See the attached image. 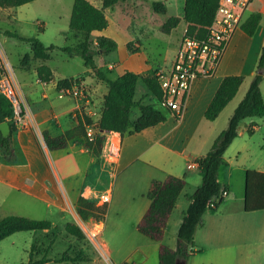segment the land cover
<instances>
[{"label": "rangeland", "instance_id": "obj_1", "mask_svg": "<svg viewBox=\"0 0 264 264\" xmlns=\"http://www.w3.org/2000/svg\"><path fill=\"white\" fill-rule=\"evenodd\" d=\"M74 1L35 0L18 7L0 8V49L4 55L3 60L13 66L16 76L20 79L26 77V79L32 78L34 80L40 60H32L30 70L23 69L22 60L25 55L31 53V45L25 40L7 34V31L18 32L27 37H37L45 45L49 46L53 44L75 46L77 42L76 36L80 37L81 32L70 28ZM92 1L97 6L103 5L102 0ZM141 5L144 7L139 12L142 19L145 20L148 18V8L153 7V3L151 0H142ZM157 13L164 22L168 20L170 13L163 11ZM185 24V20L180 22L172 34L164 32L162 26L158 25V23L154 24L155 30L149 34L144 32L145 29L143 27L137 26L135 30L132 29L131 33L141 38L142 51L135 53V55L124 62V65L135 72H142V65H147L150 70L143 71L145 73H150L153 68L162 66L164 64L163 54L165 48L174 41L176 35H181ZM61 28H65L68 31L60 34L59 29ZM263 35L264 16L255 33L254 40V35L251 36L253 44L250 46L251 55L247 69L254 66L255 62H257L258 66L260 55L257 52L259 51ZM94 47L95 49L98 48L97 46ZM50 53L51 58L47 61V64L55 68L56 78L63 74H82L88 83L95 81L97 76L91 67L88 66L89 70L87 69L81 55L77 54L72 58L69 53L60 48L52 49ZM115 57V52L95 55L97 64L106 72V67ZM1 73L2 69H0V76ZM112 74L113 77L117 76V73ZM252 79L251 75L245 77L242 84L244 89L250 86ZM261 90L264 95V80L261 84ZM244 91L240 89L236 99L230 105L228 104V108L220 113L219 118L217 117L218 120L215 125L218 130H222L221 121L223 118L226 125L228 117L230 119L234 112L235 103L239 100V97L243 99L246 95L247 90ZM57 95L54 94L55 97ZM59 99L69 102L73 101L71 97H59ZM136 99L145 103H154L157 108L166 114L167 120L153 126L154 131L159 133L171 122H175L173 119L176 120V118L171 116L168 108L166 107V109L148 90L142 78L139 79ZM232 109L233 112L231 113ZM137 114L138 110L135 109L133 117ZM252 119L256 122L255 124L258 125V128L253 129L251 132ZM205 121L207 122L191 138L189 150L196 151L200 147L201 141L206 140V123H210L208 122L210 120L207 119ZM243 128L245 130L242 133ZM239 131L240 133L225 152L224 163L219 169V178L222 184H225L227 180H233L235 190L241 194L245 184L243 169L252 168L264 171V115L243 119L239 124ZM39 141L46 159L54 168V171L53 169L52 171L55 173L57 172L56 169L59 170V176L57 174L56 176L47 174L48 181L44 180L45 182L41 183L42 189L39 188V185L30 187L22 185L18 181L13 183L19 184L24 190L28 189L39 194H43L42 190H48L49 194L43 195L48 202L36 200L25 191L0 183V216L21 215L35 219H46L52 221L53 226L51 230L15 232L1 240L0 264H28L29 251L34 244L39 249L35 258L47 255L52 259L46 264H159L160 244L176 245L178 227L174 224L175 220L184 210L183 208H186L188 195L194 192L196 188L190 184V179L188 185L180 194V206L175 211L174 218L171 220L169 230L165 233L163 240H154L141 233L137 227L144 215L147 204L150 203V198L148 197L151 185L149 177L155 176V178L162 180L166 171L179 172L176 166H173L171 162L168 163L170 159H168L167 154L160 156L156 160V165L149 163L146 154L138 159H132L133 163L127 165L128 160L132 156L141 152L142 137L126 133L121 163L115 168L100 170L99 173L96 167H102L97 165L94 170L92 169L93 171L91 170L93 175L90 173L89 179H86L88 167L90 169L91 157L89 154L77 152L74 146L61 150H50L45 141L42 142V139H39ZM179 144L181 152L185 153L187 145L185 143ZM110 152V148L107 147L106 155ZM111 155L114 156L111 157V161H114L117 154L111 152ZM128 155H131V157ZM173 156H171V159L178 158L177 155ZM5 162L16 173V169H24L27 164L21 152L18 153L16 159H5ZM200 173L202 174L201 170ZM92 181H95L96 185L100 184L98 188L88 184L93 183ZM107 188H111L110 192L105 191ZM90 191L98 192L100 195L102 192L104 194L107 193L109 195L108 201L102 203L101 199L97 200L95 196H89L88 193H92ZM83 195L95 205L106 207L105 212L96 208H88V218L83 219L79 212L81 196ZM69 222L78 224L83 229L85 237L81 239L70 234L65 228ZM102 222L103 225L100 228L99 225ZM91 231H94V235H97L92 237ZM65 253L72 256L81 255L83 260L63 262L56 260Z\"/></svg>", "mask_w": 264, "mask_h": 264}, {"label": "crops", "instance_id": "obj_2", "mask_svg": "<svg viewBox=\"0 0 264 264\" xmlns=\"http://www.w3.org/2000/svg\"><path fill=\"white\" fill-rule=\"evenodd\" d=\"M90 1L95 4V2H93L92 0ZM151 1L153 3V7L151 6V8H148V18H146L145 20L142 19L139 12L144 7L143 5H141L142 0H119V2L114 5V7L105 9L106 16L109 19V25L103 30L93 31L90 37L94 40L95 43L97 42V39L102 36L111 38L117 42V48L112 51L116 53V57L106 67V73L108 77L115 79L118 76L122 75L126 70H129L127 68L128 66L124 65V62L135 55V53H132L129 50V43L134 44L132 46L133 49H139V51L136 53H140L142 51L141 38L139 36L136 37L133 33H131L132 29L135 30L137 26L141 28L143 27L145 29L144 32L149 34L155 30V23H158V25L163 27L165 22L158 15V11L154 9L155 2L159 1L163 3V12L170 13L168 15L169 18L173 15H176L181 18L180 22L185 20V0ZM255 11L261 12L264 16V0H252L247 11L245 12V17L249 13ZM175 29H177V27L173 28L168 34H172ZM186 29L187 22L181 35H176L174 41L168 44V46L165 48L163 54L164 64L162 66H158L153 69L151 68L152 72L145 73L143 71H148L150 70V68L147 65H142V72L137 71L136 73L140 74L142 78V76L144 75L153 74L161 70L171 69L174 65L176 54L180 42L185 35ZM67 31L68 30L65 28L59 29L60 34H62L63 32L66 33ZM76 37L77 42L75 43V45L83 41L86 38V34L81 32L80 37ZM254 37L255 34L253 36V40ZM253 40L251 36H249L242 30L241 27H239L235 31L232 38L227 42L225 51L215 71L211 75L200 76L192 81L190 95L186 101L185 109L181 116L179 118H176L174 113L169 111L170 115L176 118V120L173 119L175 122H171L170 125L166 126L159 133L158 131H154L153 127L147 128L137 134L129 133L132 136L140 135L142 137V150L140 153H137L132 157V154L130 153L131 155L128 156H130L131 158L128 160L127 165L133 163L132 159H138L145 154L148 157L149 163L156 165V160H158L160 156H164L167 154L168 159H170L168 163L171 162L173 166H176V169L179 172L174 173L171 171H166L164 174L165 176L164 178H162V180L165 179L168 175L185 177L186 185H188L190 179V184L196 187V190L203 180V173H200L201 169L199 168L196 159L199 156L207 153L211 149L214 139L222 130H224L228 126L229 117L227 119L226 125L225 119H222V130H218L215 125L219 117L215 120L208 121L210 123H206V140L201 141V145L196 151L189 150L190 148L188 147L190 144V140L201 128V126H203V124L207 122L205 121L207 120V118L205 117L206 109L209 106L216 91L218 90L222 79L226 75L231 74H241L245 77L247 75H251L252 78L256 74L257 62H255L254 66H251L249 69H247L248 60L251 55L250 46L251 44H253ZM263 45L264 35L260 42V48L257 52L258 55L261 54ZM56 46L62 47L59 45ZM49 54L50 56L47 59L35 58L31 45V53L29 54L31 57L30 62L27 64H22V67L25 70H30V64L32 60H40L39 66L36 68V73L34 75L35 79H26V77L20 79L17 76L21 91L24 95L26 104L29 109V114H27L22 120H14L15 122L17 121L15 134L13 136V149L15 156L12 157L11 160L16 159L18 153L21 152L26 160V167L24 169H16L17 173L14 172L10 168V166L6 165V158L3 157L1 150L2 148L0 146V171H3L0 173V183L15 187L16 189H19L21 191H25L28 195L34 197L39 201H47L43 195L49 194L48 190H42L43 194H39L29 191L28 189L24 190L23 187H21L19 184H14L13 182L18 181L20 184L30 187H36L37 185H39V188H41V183H43L44 180L48 181L47 174H52L53 176H56L57 174V176H59V170L56 169L57 172H53L54 168L46 159L42 145L39 141V139H42V142L44 141L43 133L45 131L48 132L52 137H57L64 134L67 130L72 129L78 125V113L85 112L95 120L94 124L87 125V133L89 126H91L93 128V131L95 132V135L97 133H100L106 136L105 145L100 154H94L90 149L86 148L83 143L79 142L76 139L71 140L69 142V145L67 146H74L77 152L82 154L87 153L90 155V169L88 167L86 179H89V176L91 175L90 173H92L93 175V172H91V170H94L97 165L102 167H96L97 172L99 173L100 170L115 168L121 163L125 136H122L120 132L101 131L96 128V122L101 116L102 108L104 105V97L109 91V85L107 84V82L102 81L98 77H96L95 81H93L92 83H88L87 79L82 74H63L62 76L56 78L55 68L47 64V61L51 58L50 51ZM97 54L102 55V53ZM69 55L74 58L73 56L77 54L71 55L69 53ZM0 56L2 58V62H4V55L1 49ZM83 62L89 70L88 66L85 64L84 59ZM42 65H47L51 68L53 74L50 81H43L40 78L38 68ZM112 73H117V76L113 77ZM62 79H79L81 82H83V84H85L86 94L78 95L73 86L69 88L59 87L58 82ZM243 86L244 85H241V90H248L249 87L244 89ZM240 89L233 100L229 102V105L236 99L240 92ZM54 94H58L57 97H55ZM59 97H71L73 101H63L60 100ZM241 100L242 98L239 97V100L234 105V110ZM229 105H227L224 110H226ZM233 109L231 110V113L233 112ZM251 121L253 129H257L258 125L255 124L256 122L253 119ZM244 130L245 128H243L242 133L244 132ZM238 132L240 133L239 127ZM2 137L3 135L0 130V144ZM179 143H185L187 145L185 153L181 152V146ZM107 147L110 148L111 152L117 154L114 161H111V157H114L111 155V152L106 155L105 152L107 150ZM173 155H177L178 158L171 159V156ZM248 169L252 168L243 169L244 181L246 179V171ZM159 179L160 178H155V176L149 177L150 183H152L154 180ZM92 182L93 183L88 184L97 188L98 185H100H96L95 181ZM223 187L225 188V190H227V194L224 196L223 201L216 209H208L204 213L201 223L196 228L193 244L196 251L187 260V264H264V209L257 211L245 210V184L244 190L241 194L237 190H235L234 182L231 179L227 180V182L223 184ZM110 190L111 188H107L105 191L110 192ZM90 192L92 193H88L89 196H95L97 200L101 199L102 203L104 202L105 196L108 195L107 193L104 194V192H102L101 195L98 194V192ZM191 194L188 195V204L187 206H185L186 208H183L184 210H182L177 220H175L174 224L178 227V230L182 223L184 213L190 204ZM180 196L171 214L165 233L169 230V224L174 218L173 216L175 214V211L180 206ZM149 205L150 203L147 204L146 210ZM102 225L103 222L101 223V225H99L100 228H102ZM170 247L175 248L176 245L172 246L171 244Z\"/></svg>", "mask_w": 264, "mask_h": 264}, {"label": "trees", "instance_id": "obj_3", "mask_svg": "<svg viewBox=\"0 0 264 264\" xmlns=\"http://www.w3.org/2000/svg\"><path fill=\"white\" fill-rule=\"evenodd\" d=\"M35 0H0V7H18ZM220 0H185L184 19L187 22L185 36L195 39L206 37ZM119 0H102V7L96 6L90 0H75L71 15L70 28L86 34V38L75 46L56 45L46 46L37 37H24L18 32L7 31V34L16 36L32 45V51L35 58L47 59L49 51L60 48L71 55L78 54L83 57L85 64L91 67L95 75L102 81L107 82L109 91L104 97V105L101 116L96 122V128L101 131H116L122 136L126 133L137 134L143 130L153 127L167 120L166 114L157 108L154 103H145L136 99L137 86L141 75L126 70L122 75L115 79L108 77L96 62L97 53L112 52L117 48V42L111 38L102 36L95 43L90 37L95 30H103L109 25V19L106 16L105 9L114 7ZM155 9L158 12L163 11V3L156 2ZM263 15L259 11L249 13L242 21L241 28L249 36L255 34ZM181 18L171 16L163 25L166 33L178 26ZM227 45V44H226ZM94 46L98 48L95 49ZM132 43L128 48L132 53L139 51L133 49ZM30 55H25L23 64L30 62ZM2 58L0 56V63ZM38 73L43 81L52 79V70L47 65L38 68ZM142 79L148 90L161 102L163 99V89L157 77V72L142 76ZM245 76L241 74L226 75L206 109L205 117L208 120H215L224 110V108L233 100L238 93ZM264 80V45L258 60L257 72L254 75L250 86L244 98L240 101L229 119L228 126L220 132L214 141L211 149L199 156L196 162L203 173L202 183L190 195V204L184 213L182 223L177 234L176 247H170L161 243L159 246V264H176V260L186 261L196 251L194 248V237L197 226L201 223L204 213L208 209H216L223 201L222 196L225 188L219 178V169L224 163V155L229 146L238 135L240 122L252 116L264 115V95L261 90V84ZM79 79H62L58 82L59 87L69 88ZM138 114L133 117L134 110ZM168 111L172 112L168 108ZM78 125L67 130L64 134L52 137L48 132L43 133L44 141L50 150L65 149L71 140H78L98 155L102 152L105 145L106 136L97 133L93 139H90L87 133V125L94 124L95 120L87 113H78ZM176 118H179L176 116ZM9 121L11 134L9 137L1 138V150L3 157L12 159L15 156L13 149V136L16 130L14 121V108L10 100L0 93V123ZM253 131V125L250 128ZM186 185L185 177L168 175L163 180H154L149 188L148 197L150 205L138 223V230L146 236L161 241L164 238L165 230L168 225L171 214L176 206L177 200ZM216 206L212 207V203ZM89 209H98L105 212L106 207L97 206L88 201L86 196H81L80 215L87 219ZM264 209V171L257 169H248L245 179V210L257 211ZM52 221L46 219H35L21 215L0 216V241L19 231H40L51 230ZM66 230L77 238H84L83 229L74 222L66 224ZM39 249L37 245H32L29 251L28 264H46L52 259L47 255L41 258H35ZM63 261L83 260L81 255L63 254L56 259Z\"/></svg>", "mask_w": 264, "mask_h": 264}, {"label": "built area", "instance_id": "obj_4", "mask_svg": "<svg viewBox=\"0 0 264 264\" xmlns=\"http://www.w3.org/2000/svg\"><path fill=\"white\" fill-rule=\"evenodd\" d=\"M252 0H220L213 23L203 39L185 36L182 38L174 65L169 70L157 72L163 89L161 103L180 117L190 95L192 81L200 76L211 75L225 51L227 42L235 31L241 27ZM0 93L5 95L13 105L14 120H22L29 109L13 66L9 62H1ZM78 95L86 93V87L80 80L73 85ZM17 122V121H16ZM88 135L94 138L95 132L89 126ZM227 194L224 190L222 196ZM109 195L105 196L107 202ZM216 202L212 203V207ZM83 227V226H82ZM95 237L94 231L90 233ZM91 238V237H90Z\"/></svg>", "mask_w": 264, "mask_h": 264}, {"label": "water", "instance_id": "obj_5", "mask_svg": "<svg viewBox=\"0 0 264 264\" xmlns=\"http://www.w3.org/2000/svg\"><path fill=\"white\" fill-rule=\"evenodd\" d=\"M0 130H1L3 137H5V138L9 137L11 134V126H10L9 121L1 122L0 123ZM176 264H187V262L180 260V259H177Z\"/></svg>", "mask_w": 264, "mask_h": 264}]
</instances>
